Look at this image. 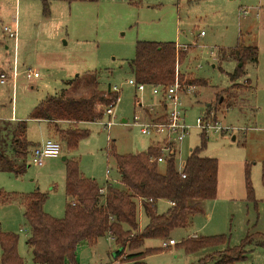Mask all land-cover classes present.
Instances as JSON below:
<instances>
[{"label":"rangeland","instance_id":"obj_1","mask_svg":"<svg viewBox=\"0 0 264 264\" xmlns=\"http://www.w3.org/2000/svg\"><path fill=\"white\" fill-rule=\"evenodd\" d=\"M31 1L35 0H25ZM47 1L57 22L43 30L40 24L28 26L30 28H25L22 35L24 1L17 0V6L21 4V26L17 27L16 44L2 31V69L6 79L0 83V120H8L12 115L25 120L28 138L35 139L45 124L30 119L29 115L49 95L74 89L73 96H86L97 84L102 91L116 86L118 100L112 116L104 114L100 121L78 125L88 129L89 136L79 141L75 151L65 150L51 126L50 138L60 141L61 154L45 158L41 166L32 163L29 154L21 175L0 171V191L8 196L34 190L44 192L47 195L44 211L60 218L67 202L63 158L71 156L78 159L81 172L94 178L100 187L109 183L122 189L109 150L113 148L118 154L145 151L155 137L142 134L133 124V116L142 119L143 109L158 101L149 88L140 92L127 84L131 77L128 62L134 56L136 41H172L188 50L186 59L178 66L179 72L184 73L185 79L206 81L192 93L181 95L185 124L190 128L181 143L176 144V169H182L190 150L200 144L197 118L208 113L222 128L230 129L206 133V147L200 153L218 161L215 198L204 202L205 211L196 214L188 226L170 232L175 245L147 254L140 264H215L226 255L227 249L240 245L246 236L251 237L252 244L245 246V259L238 264H264V247L258 245L264 239L261 238L264 235L261 178L264 166V0ZM57 5H62L63 15L61 9H54ZM4 26L12 27V24L7 22ZM240 34L245 45L257 47L258 56L256 63L245 65L246 74L232 87L228 74L237 63L227 54ZM13 67L17 75L15 82H12ZM27 70L36 71L39 76L27 79ZM107 121H112V125L106 127ZM15 125L16 122L1 121L0 129H4L1 138L8 142L10 137L5 134ZM164 169L165 164L159 163L158 171L163 173ZM246 169L252 198L247 194ZM168 208V201L156 202L158 213ZM137 221L140 227L147 223L138 204ZM0 231L16 234L20 257L26 264H36L25 245L29 227L17 199L0 202ZM191 235H224L226 241L186 254L177 244ZM161 242L145 239L138 250L161 247ZM134 251L127 247L123 251L113 239L103 236L93 245L79 244L75 259L77 264H134L124 258Z\"/></svg>","mask_w":264,"mask_h":264},{"label":"trees","instance_id":"obj_2","mask_svg":"<svg viewBox=\"0 0 264 264\" xmlns=\"http://www.w3.org/2000/svg\"><path fill=\"white\" fill-rule=\"evenodd\" d=\"M59 1L69 3L73 0ZM48 10V4L44 1L43 14L47 15ZM187 53V49L177 48L172 41H136L134 56L128 65L133 79L139 84L170 85L174 82L177 67V78L181 84L205 85L204 79H185L184 73L179 72L178 66L186 59ZM257 56V47L245 45L239 36L235 46L227 54L228 58L237 63L234 71L228 74L233 82L232 87L245 74V65L248 62L256 63ZM73 90L64 89L47 96L29 115L31 119L47 121L48 128L53 127L68 152L75 151L79 141L89 136V130L79 127L78 123L102 119L104 107L118 98V93L112 92L110 88L99 90L97 84L86 96L75 97L72 95ZM62 121L69 123L60 127L59 123ZM3 131L4 129L0 133ZM5 135L10 140L7 142L0 135V171L21 175L27 167L29 148L33 145L26 138V121H19ZM200 138L199 146L191 149L185 160V177H181L177 171L173 157L166 159L163 173L158 171V164L150 160L159 155L156 145L149 146L145 151L128 154H118L112 148L109 153L115 160L123 188L107 183L104 193L100 192L101 187L94 178L81 172L77 158L65 157L64 193L67 202L64 215L60 218L44 211L47 195L39 190L19 196H8L0 191V197H3L0 202L17 199L23 206V217L29 227L25 244L36 264H77L75 253L82 241L93 245L98 238L107 235L123 251L126 247L130 250L140 248L145 239H171L169 234L173 229L188 226L191 217L201 212L190 204L191 200H211L216 196L218 161L201 156L206 140L203 133H200ZM261 178L264 184V166ZM246 188L248 197L252 198L247 169ZM159 199L170 203L164 213L156 211ZM138 203L147 218V223L140 230L137 221ZM250 238L246 236L240 245L227 249L226 255L215 264H238L245 259L244 248L247 244H252ZM225 241L224 235L191 236L177 245L184 253L191 254L200 249L222 245ZM17 244L16 234L0 231V264H25L18 253ZM258 245L264 247V239ZM164 249L166 248H147L127 254L124 258L140 264L139 260L147 254Z\"/></svg>","mask_w":264,"mask_h":264},{"label":"built area","instance_id":"obj_3","mask_svg":"<svg viewBox=\"0 0 264 264\" xmlns=\"http://www.w3.org/2000/svg\"><path fill=\"white\" fill-rule=\"evenodd\" d=\"M3 32L7 34L9 38H12L13 41H16L17 27L16 22L14 26H4ZM177 48L186 50V46L176 45ZM13 76H16L15 67H13ZM25 76L27 79L38 77L36 71H25ZM6 79L5 73H0V82L3 83ZM127 83L134 86L138 91L143 92L145 88H149L151 95L156 97L158 101L154 106H160L163 109L162 115L153 119H147L143 117L140 119L137 115L133 116V124L139 127V130L142 134L150 137H159L158 143L155 145L159 148V155L156 157H151L150 160L159 163H165L166 159L173 157L175 159L176 153V144L181 143V141L188 134L190 126L185 124L184 110L181 106V95L192 93L196 87L194 84H181L177 78V67L175 72L174 82L170 85H145L136 83L133 78L128 79ZM112 92L118 93V88L116 86L110 87ZM116 98L113 102L104 107V114L108 117L112 116L113 108L117 102ZM139 105H142L139 103ZM151 105L149 107L150 111L152 110ZM158 120V118H160ZM100 121V120H98ZM112 121H107L104 123L106 127L112 125ZM197 128L200 129L201 133L206 135V133L213 130L214 132L219 131H228L230 128H222L220 122L213 120V115L209 118V115L206 113L196 119ZM62 144L60 141L53 138H46L43 142L38 143L33 146L30 151V157L32 163L41 166L45 158H55L61 154ZM177 171L180 173L181 177H185L183 173V167L181 170ZM108 173V170H107ZM105 187L100 188V192L104 193ZM176 242L173 239H166L161 242L162 248H168L172 245H175Z\"/></svg>","mask_w":264,"mask_h":264},{"label":"crops","instance_id":"obj_4","mask_svg":"<svg viewBox=\"0 0 264 264\" xmlns=\"http://www.w3.org/2000/svg\"><path fill=\"white\" fill-rule=\"evenodd\" d=\"M23 1L25 2V0H23ZM44 1L47 2V4H49L47 0H35V1H33V3H32V1H31V3L30 2H25V3L23 2L24 11H23V16H22V26H21V21H20V18H19L21 4L19 6H17V0H15V2H14V0H0V73H3V69L2 68L4 67V56H3V49H2V45H1L2 43L4 44V41H3L4 40L3 39L4 35H3V32H2L3 31V27H4V23L8 22V23L12 24V26H14V24L16 22V27H19V25L21 26L22 35L25 32V28H27V29L30 28L28 26H35L36 24H40V28L42 30L45 29L47 26H49V24L51 25V24H54L55 22H57V19L52 17V15L54 13L50 9L49 5H48V9H49L48 10V14L47 15L43 14L42 9H43V2ZM50 1L51 2H55V0H50ZM59 2H61V1H59ZM62 2H65V1H62ZM14 3H15V5H14ZM56 8L61 9L62 11H61L60 14L63 15V7H62V5H57V6L54 7V9H56ZM22 35H21V37H22ZM239 36L242 39L241 34ZM239 36H238V38H239ZM14 43L16 44V41ZM4 47L7 48V44H5ZM244 75L242 77H244ZM16 77H17V75L13 76V72H12V82L13 81L15 82ZM131 78H133L132 75H131L130 79ZM245 81L247 82V85H249L250 81L248 79H246ZM130 86H132V85H130ZM107 88H110V87L108 86ZM147 108H149V107H145L143 109V112H142L143 117L145 116V117H147V119H153V118H156V117H159V116L162 115L163 109H162V107H160L158 105L154 106L153 107L154 110H152V111H150V109H147ZM32 120L38 122L39 124L44 123L45 125L42 126L41 130L39 131L38 136L35 139L28 138L27 130H26V138H27V140L33 143V145L29 148V153H30V151H31L33 146L37 145L39 142L43 141L44 139L50 137L49 128H48V122L47 121L38 120V119H32ZM1 121H9V122L18 123L19 121H22V120H18V118H16L14 115H12L8 120H0V122ZM68 123L69 122L62 121L59 124H60V126H67ZM84 123H86V122H79L78 125H81V124H84ZM232 138H233L232 140L235 139L234 136ZM158 141H159V137H155V139L152 140L149 143L148 147L151 146V145H155L156 143H158ZM106 174H107V171H106ZM106 177H108V176H106ZM205 201L206 200H191L190 204L193 205V206H196L197 208H199L201 210V212H199V213H203L205 211V203H204ZM138 206L140 207V209H142L140 203H138ZM169 207H170V203H169ZM196 214H198V213H196ZM196 214H194L191 217V222H192L193 217ZM138 227H139V230L142 229V227H140V225ZM191 236H194V235H191ZM191 236H188V237H191ZM97 240H96V242H97ZM81 243H86V241H82ZM134 252H140V250L137 249ZM0 253H1V250H0ZM125 255H127V254H125ZM144 258L139 260V262L142 263Z\"/></svg>","mask_w":264,"mask_h":264},{"label":"water","instance_id":"obj_5","mask_svg":"<svg viewBox=\"0 0 264 264\" xmlns=\"http://www.w3.org/2000/svg\"><path fill=\"white\" fill-rule=\"evenodd\" d=\"M233 139V138H232ZM64 159V158H63Z\"/></svg>","mask_w":264,"mask_h":264}]
</instances>
